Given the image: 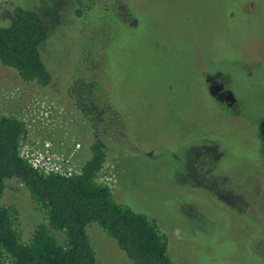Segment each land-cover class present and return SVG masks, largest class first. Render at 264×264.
<instances>
[{
    "label": "rangeland",
    "instance_id": "374dc122",
    "mask_svg": "<svg viewBox=\"0 0 264 264\" xmlns=\"http://www.w3.org/2000/svg\"><path fill=\"white\" fill-rule=\"evenodd\" d=\"M16 7L49 25L52 81L0 64L1 113L76 171L105 140L98 181L151 218L176 264H264V0H0V26ZM1 202L28 240L43 214L26 187L7 182ZM87 235L98 264H131L97 224Z\"/></svg>",
    "mask_w": 264,
    "mask_h": 264
},
{
    "label": "trees",
    "instance_id": "16d2710c",
    "mask_svg": "<svg viewBox=\"0 0 264 264\" xmlns=\"http://www.w3.org/2000/svg\"><path fill=\"white\" fill-rule=\"evenodd\" d=\"M49 33L37 11L16 7L8 24L0 26V64L15 71L22 82L47 88L52 75L41 46ZM88 96L87 108L94 105L110 117L106 101ZM89 144L90 157L71 176L43 174L21 155L22 146L35 145L25 122L0 111V264H98L87 235L92 224L116 243L131 264H176L168 255L167 237L151 218L116 203L109 186L98 181L106 160L105 140L94 138ZM9 181L26 187L43 214V222L26 241L18 209L1 202Z\"/></svg>",
    "mask_w": 264,
    "mask_h": 264
},
{
    "label": "built area",
    "instance_id": "2783aa9c",
    "mask_svg": "<svg viewBox=\"0 0 264 264\" xmlns=\"http://www.w3.org/2000/svg\"><path fill=\"white\" fill-rule=\"evenodd\" d=\"M80 148L75 145L74 150ZM21 155L28 161V164L43 174H55L71 176L75 173L72 164V155H61L51 150V144L47 141L38 145H24L21 148Z\"/></svg>",
    "mask_w": 264,
    "mask_h": 264
},
{
    "label": "flooded vegetation",
    "instance_id": "af4514ba",
    "mask_svg": "<svg viewBox=\"0 0 264 264\" xmlns=\"http://www.w3.org/2000/svg\"><path fill=\"white\" fill-rule=\"evenodd\" d=\"M231 99H232V98L229 97V99H227L226 101L229 102V100H231ZM213 159H214V158H213ZM208 164H211L210 161L208 162ZM215 165H216V160L214 159L213 164H212L211 168H210V167L208 168V171L211 172V170H214V166H215Z\"/></svg>",
    "mask_w": 264,
    "mask_h": 264
}]
</instances>
